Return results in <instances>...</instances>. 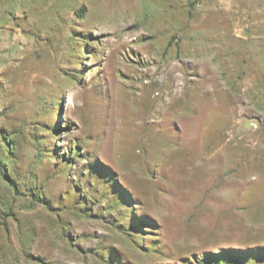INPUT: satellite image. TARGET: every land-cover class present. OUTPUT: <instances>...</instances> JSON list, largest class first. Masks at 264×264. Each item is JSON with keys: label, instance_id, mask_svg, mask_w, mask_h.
I'll return each mask as SVG.
<instances>
[{"label": "rangeland", "instance_id": "obj_1", "mask_svg": "<svg viewBox=\"0 0 264 264\" xmlns=\"http://www.w3.org/2000/svg\"><path fill=\"white\" fill-rule=\"evenodd\" d=\"M219 256L264 264V0H0V264Z\"/></svg>", "mask_w": 264, "mask_h": 264}, {"label": "trees", "instance_id": "obj_2", "mask_svg": "<svg viewBox=\"0 0 264 264\" xmlns=\"http://www.w3.org/2000/svg\"><path fill=\"white\" fill-rule=\"evenodd\" d=\"M10 149V148H9ZM6 153H9V150L6 151ZM73 154V153H72ZM73 156H76L73 154ZM68 159L71 160V157H69ZM10 160L8 157H4L3 159H1V164H6L8 163ZM12 171H14L12 169ZM124 191V190H123ZM125 193V191H124ZM127 197V198H126ZM123 203L122 204H127V202H131L132 201V198L130 197L129 194L126 193L125 197L122 196L121 199H120ZM132 206V204H131ZM141 223L139 225L136 226V228L139 229V227H141V224H144L145 222L144 221H140ZM203 263L204 264H231L228 262V260L226 258H224L223 256H219L217 257V259H204L203 260Z\"/></svg>", "mask_w": 264, "mask_h": 264}]
</instances>
